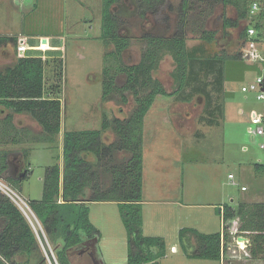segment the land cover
I'll return each mask as SVG.
<instances>
[{
  "label": "rangeland",
  "instance_id": "rangeland-1",
  "mask_svg": "<svg viewBox=\"0 0 264 264\" xmlns=\"http://www.w3.org/2000/svg\"><path fill=\"white\" fill-rule=\"evenodd\" d=\"M254 2L264 6V0H249L248 7L251 8ZM218 9L220 11V7ZM217 15L218 12L211 15L203 27L209 33L215 31V40L209 44L198 35H191L187 38V49L202 47L203 52L198 50V55L203 58L223 56L224 52L229 56L242 53L243 60L227 63L226 78L228 76L234 83L226 82L225 90L218 93L214 90L212 77L202 76L203 82H208L207 90L212 93L209 105L199 94L190 102L158 96L143 124L142 232L146 237L164 240L166 255L158 259L159 264H224L217 260L187 257L180 230L220 233L224 227L220 207L226 204L238 207L241 202H264V170L258 172L255 169L257 164L264 167V152L259 147L260 139L252 142L247 131L252 112L259 111L262 103L255 94H245L241 90L243 85L264 74L263 49H259L263 60L249 63L241 51L246 45L241 32L248 25L259 23L258 34L264 36V13L249 11L250 23L237 20L239 27L230 29L227 36H224L222 21ZM100 18L99 0H0V36H20L28 45L40 47L39 51L44 55L46 96L58 97L62 103L61 132L53 143L41 141L46 134L28 114L20 118L18 129L22 132L16 135L18 130L12 135L22 138V143L13 145L17 149L13 152L24 157L16 161V166H11L10 175H14L13 170L17 167L19 171L15 179L22 180L28 165L31 173L21 184L9 183L5 178L0 182L26 203L42 198L46 169L55 164L63 166L65 132L100 130L104 116L108 120L126 119L135 109V98L128 91L124 92L128 99L126 103L123 93L117 89L103 100L106 71L110 68L109 63L112 65L116 61L108 54V41L99 28ZM43 39H47V43H41ZM52 44H60V51L46 54L51 51L48 48ZM142 49L141 43L131 40L124 61L137 63ZM17 57L13 45L2 48L0 71L12 66ZM161 59L154 78L160 80L166 91L172 92L176 89L171 75L175 64L169 55L165 54ZM232 89L234 93L229 96ZM219 108L224 109V117H221ZM102 137L105 143L116 140L112 129ZM9 147L11 145L4 148ZM229 175L234 179L230 180ZM0 193L9 197L3 189ZM89 208L90 221L99 232L97 254L101 262L128 264V232L118 204L95 202L90 203ZM235 225L240 227L239 220ZM3 228L1 219L0 232ZM183 242L189 253L197 251V240L191 232L185 234ZM232 248L226 247L225 256ZM249 255L248 259L227 256L225 264H264V256ZM88 258L87 254L74 256L73 262H86ZM17 260L23 262L25 258L18 256Z\"/></svg>",
  "mask_w": 264,
  "mask_h": 264
},
{
  "label": "trees",
  "instance_id": "trees-1",
  "mask_svg": "<svg viewBox=\"0 0 264 264\" xmlns=\"http://www.w3.org/2000/svg\"><path fill=\"white\" fill-rule=\"evenodd\" d=\"M219 1L225 5H233L238 20L245 19L252 9V6L248 7L249 0ZM110 5L111 1L105 0V16L108 19L103 22L105 34L103 36L106 41L114 39L108 15ZM261 7L263 9L261 12L264 13V6ZM231 27H237V22L226 19L224 35H228L227 29ZM251 27L259 31L261 26L259 23L248 25L241 33L242 38L248 35ZM203 34L205 35L203 39L207 43L215 40L214 33ZM260 38L257 35L254 38L255 42ZM19 39L0 36V50L11 44L17 51ZM125 46L123 43L121 48ZM163 48L172 52L176 64L172 72L176 89L170 93L153 77ZM198 50L203 52L202 47L189 51L184 37L167 43L162 40L151 43L139 65L134 67L123 65V68L118 65L119 71L127 75V82L123 87H116L117 68L115 70L109 68L106 71L103 100L117 89L123 93L122 97L126 103L128 99L124 92L128 91L135 98V109L126 119L108 120L104 116L100 130L64 133L63 166L55 164L48 167L43 178L42 198L28 201L48 243L42 233L40 242L20 208L9 197L0 193V220L4 221V228L0 232V264H73L71 252L81 249L83 244L90 243L99 236L89 217V204L95 202L118 204L123 224L128 232V264H159L158 259L166 255L164 240L160 237H146L142 232L145 117L158 96L190 102L199 94L206 98L209 105L212 93L207 90L208 82H203L202 76L212 77L214 90L221 93L225 90L227 63L243 60L242 53L229 56L226 52L223 56L203 58L198 55ZM241 51L243 52V48ZM53 52L58 51L51 50L46 54ZM43 57L42 51L31 50L24 57H17L12 66L0 71V106L16 114L30 115L46 134V137L40 138L41 141L53 143L61 132L62 103L58 97L46 96ZM218 110L221 117H224V109ZM12 120L13 117L10 115L9 126L12 125ZM109 129L113 130L116 140L105 143L102 136ZM6 133H0V144L9 136ZM19 134L20 131L16 135ZM19 137H14L15 144L22 142V138ZM6 155L1 154L0 179L5 178L9 183L21 184L31 173L29 165L23 180L11 178L6 174L8 170ZM255 169L260 172L264 167L257 164ZM220 210L224 223L222 232L202 234L189 229L180 230L181 244L187 257L220 261L222 238L225 244H228L230 238H233L230 232L246 233L250 238L249 250L252 256H264V202H241L238 207L226 204L220 207ZM237 220L240 222L239 228L235 227ZM188 232L197 240V251L194 253H189L183 242ZM18 256L25 258V261H18Z\"/></svg>",
  "mask_w": 264,
  "mask_h": 264
},
{
  "label": "flooded vegetation",
  "instance_id": "flooded-vegetation-1",
  "mask_svg": "<svg viewBox=\"0 0 264 264\" xmlns=\"http://www.w3.org/2000/svg\"><path fill=\"white\" fill-rule=\"evenodd\" d=\"M101 2V18H100V30L103 31V22L106 21L105 16V0H99ZM111 5L108 8V15L111 20V26L113 27L112 37L107 43L108 54L110 58L115 59L116 62L109 63L110 68H117L115 72V83L123 87L127 82L126 73L120 72L118 65L123 68V65L127 67H134L141 63L143 56L148 52L151 43L158 42L160 40L164 42L178 40L180 37L187 38L198 35L200 38H204L203 33L207 32L203 29L206 25V21H209L210 16L218 12L217 18L222 21V27L224 31L225 20H231L237 22V11L231 4H223L219 0H110ZM220 7V11L219 8ZM234 12L235 16H231ZM233 15V14H232ZM250 23V17L244 19ZM237 27H231L227 29H236ZM196 28V29H195ZM244 29L242 30V32ZM215 34V31H210ZM241 32V33H242ZM225 36V35H224ZM131 40H135L141 43L143 49L140 55V59L137 63L130 64L124 61V55L131 46ZM249 37L246 35L244 41L246 42L245 47L248 45ZM123 43L126 44L124 48ZM195 50V49H192ZM191 50V51H192ZM169 55L174 64L172 52L167 51L163 48L161 56ZM162 58V57H161ZM162 59L159 60L157 66L160 68ZM109 67V65H108ZM176 68V64H175ZM174 71V70H173ZM172 71V72H173ZM171 72V75H172ZM153 72V77H154ZM173 78V77H172ZM156 79V78H155ZM158 80V79H157ZM160 81V80H159ZM174 81V79H173ZM122 82V84H120ZM175 85V82H174ZM170 93V92H169ZM123 98V97H122ZM18 168L15 167V173L18 174ZM81 249H85L84 254L89 256L86 262L77 261V264H94L92 258L89 255V246H82ZM81 249L75 251L78 257V253ZM74 264V262H73Z\"/></svg>",
  "mask_w": 264,
  "mask_h": 264
},
{
  "label": "built area",
  "instance_id": "built-area-1",
  "mask_svg": "<svg viewBox=\"0 0 264 264\" xmlns=\"http://www.w3.org/2000/svg\"><path fill=\"white\" fill-rule=\"evenodd\" d=\"M263 10L262 7L258 3H254L252 5L251 13L254 14L256 12H259ZM251 20V18H250ZM256 30L251 27L248 30V37L249 42L246 47L243 48L244 55L247 61L249 62H255L258 60H263L260 56L259 50L256 48V42L254 40V36L256 35ZM42 43V40H40ZM39 51L40 47L38 46H29L25 41H23L21 38L18 41V48H17V55L18 57H24L27 52L29 51ZM264 70V68H263ZM242 92L245 94H255L256 99L262 103V107L259 111L252 112L251 115V121L249 123V126L247 128L248 135L251 139H253L252 142H254L257 138L260 139V150L264 152V74L257 76L256 80L254 82H251L245 86L242 87ZM229 179L233 180L234 176L229 175ZM0 189H3V191L13 200V202L20 208V210L24 213V215L29 220L31 226L33 227L37 237L39 238L40 242V233L43 234L46 242L48 243V240L45 236V233L43 231V228L41 224L39 223L38 219L33 214L31 208L28 205V202H24L21 197H19L11 188L7 187L6 185L2 184L0 182ZM242 190H245V188H242ZM34 220V221H33ZM242 237L244 240H239L238 238ZM227 246H232L233 248L230 249L231 253L228 254V258L230 259H241V258H247L249 257V253H251L250 249V238L247 236L246 233L244 234H238V232H235V236L232 238V240L225 244L222 238V245H221V260L222 263L225 264V260L227 256H225V249ZM233 252V253H232ZM53 253V252H52ZM248 259V258H247Z\"/></svg>",
  "mask_w": 264,
  "mask_h": 264
},
{
  "label": "crops",
  "instance_id": "crops-1",
  "mask_svg": "<svg viewBox=\"0 0 264 264\" xmlns=\"http://www.w3.org/2000/svg\"><path fill=\"white\" fill-rule=\"evenodd\" d=\"M254 3H256V2H254ZM253 3V4H254ZM258 3V2H257ZM259 4V3H258ZM261 6H263V5H261ZM263 13L260 11V15H262ZM233 15L235 16L236 14H234V12H233ZM251 25V24H250ZM257 31V30H256ZM259 36V34H258V31H257V33H256V35L254 36V38L256 37V36ZM19 38H21L20 36H19ZM43 38H47L48 39V37H43ZM50 39V38H49ZM255 40V39H254ZM36 44H30L29 46H35ZM256 48L259 50V49H263V51H264V36L262 35L261 36V38H260V40H256ZM60 47H62V46H60V44H52V46H50L48 49L49 50H56V51H60ZM260 52V51H259ZM261 53V52H260ZM247 63H249L248 61H246ZM259 75H261V74H259ZM258 75V76H259ZM226 82H230V83H234V80H230L229 79V77L227 76V78H226ZM226 82H225V84H226ZM244 86V85H243ZM234 89V88H233ZM231 90V92L230 93H228V95L230 96V95H233V93H234V90ZM10 115H12V117H13V120H12V125L10 124V126H9V121H8V118H9V116ZM23 115L24 114H16V113H14L12 110H9V109H6V108H4V107H1L0 106V133H6L7 135H9L7 138H5V142L4 143H1L0 144V158H2L1 157V154L3 155L4 153H6L7 155L5 156V159H6V161H7V165H8V170H7V172H6V174L9 176V177H11V178H16L15 176H16V173H15V169L13 170V172H14V175H10V171H11V166H16L17 164H16V161L17 160H19V161H21V160H23V155H20V154H18L17 152L15 153V152H13L14 150H17L16 149V147H13V145H18V144H15L14 142H13V139H14V137L12 136V135H14V133L15 132H17L18 130L20 131L21 129H18V128H20L19 127V125L21 124V117H23ZM23 126H26L25 124H22ZM4 131V132H3ZM22 132V131H21ZM20 132V133H21ZM1 139V138H0ZM24 140H26V137H24ZM20 143H22V142H20ZM8 145H11V147H9V148H7V149H5L4 147L5 146H8ZM5 174V173H4ZM26 175V174H25ZM23 180V179H22Z\"/></svg>",
  "mask_w": 264,
  "mask_h": 264
},
{
  "label": "water",
  "instance_id": "water-1",
  "mask_svg": "<svg viewBox=\"0 0 264 264\" xmlns=\"http://www.w3.org/2000/svg\"><path fill=\"white\" fill-rule=\"evenodd\" d=\"M42 42H43L44 44L47 43V39H43ZM251 141H253V139H251ZM24 177H25V174H23L22 179H24ZM220 212H221V210H220ZM238 239H239V240H244V238H242V237H239ZM83 245H84V246H89V247H90L89 255H90V257L92 258L94 264H103V263L101 262V260L99 259V256H98V254H97L98 238H95L92 242H90V243H85V244H83ZM84 252H85V249H81V251H79L78 253H80V254H84Z\"/></svg>",
  "mask_w": 264,
  "mask_h": 264
}]
</instances>
